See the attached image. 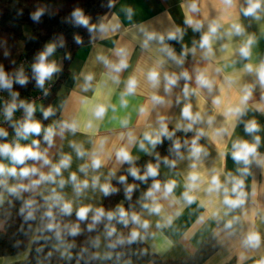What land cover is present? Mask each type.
Returning <instances> with one entry per match:
<instances>
[{"label":"crops","instance_id":"0c3cea01","mask_svg":"<svg viewBox=\"0 0 264 264\" xmlns=\"http://www.w3.org/2000/svg\"><path fill=\"white\" fill-rule=\"evenodd\" d=\"M247 7L248 0L231 4L226 0H115L94 21L91 42L78 50L50 98L49 107L57 114L42 127L45 133L48 128L54 131L51 144L41 151L48 163L33 159L25 168L35 172L0 177V205L17 189L39 195L46 203L58 200L95 213L104 196L101 186L109 185L125 162L117 153L125 149L132 160L150 154L153 145L146 137L154 139L162 124L171 125L188 133L187 145L171 166H161L160 189L144 199L136 214L140 223L131 222L130 229L147 232L144 240L150 252L162 259L189 255L213 235L218 248L202 264H264V82L259 77L264 64V5L255 16L244 14ZM234 24L242 27L241 34H235ZM212 26H217L215 34L210 32ZM205 35L210 36V51L201 47ZM249 39L251 54L245 58L240 48ZM48 60L60 71L61 53L54 51ZM121 61L126 66L120 67ZM59 71L46 82H55ZM153 72L156 81L149 78ZM201 76L210 86L198 82ZM173 78L175 83L170 84ZM130 80L135 81L131 93ZM187 106L194 117L199 116L195 122L184 117ZM33 107L32 119L41 124L44 102ZM100 107L105 111L98 117ZM252 121L258 131L248 133L245 128ZM66 124L75 125V131ZM33 136L22 135L21 141ZM193 140L202 148L199 156L192 155ZM237 142L255 145L247 164L233 159ZM65 157L70 158L68 167L55 173L53 167ZM94 159L101 161L99 168L92 167ZM14 163L10 157L0 158L6 170ZM193 175L195 181L190 179ZM213 176L220 179L219 191H209ZM236 180L243 181L238 190L243 202L232 208L224 199L226 195L237 198L232 192ZM170 182L174 187L166 194ZM155 205L159 212L151 211ZM145 221L147 227L142 226ZM4 225L0 218V229ZM105 231L94 242L99 263L111 256ZM252 233L260 237L257 245L246 242ZM55 247L68 253L62 242ZM28 250L0 256V264L22 260Z\"/></svg>","mask_w":264,"mask_h":264},{"label":"trees","instance_id":"16d2710c","mask_svg":"<svg viewBox=\"0 0 264 264\" xmlns=\"http://www.w3.org/2000/svg\"><path fill=\"white\" fill-rule=\"evenodd\" d=\"M114 1L0 0V67L10 75L22 55L28 59L23 70L27 83L21 86L14 82L11 90L3 89L5 93L12 97L17 94V100H24L39 89L32 66L38 54L47 45L54 44L55 52L63 55L59 76L44 100V108L39 114L41 131L34 134L29 141L20 140L17 145L20 148H31L41 153L48 143L42 127L57 114L49 107L50 98L56 93L58 83L68 74L69 65L78 50L91 42L94 21L102 16ZM76 10L88 20L87 27L76 23L72 15ZM37 12L41 15L38 20H34L32 17ZM48 109H51V114L45 118L44 113ZM165 126L167 134H163L161 129L159 142L153 146L150 154L124 162L112 178L109 185L115 191L107 195L104 193L98 208L103 209L105 213L113 212L115 216L111 221L105 215L99 222H95L93 218L97 211L88 212L86 217L81 219L77 215V209L71 207L70 212H65V203L58 200L46 203L39 195L13 189L0 205V218L5 222L4 229H0V256L16 255L29 248L24 259L8 264H146L149 261L154 264H202L218 248V242L213 235L207 236L193 253L167 259L150 252L144 240L147 232L139 234L135 239L131 238V216L137 214L148 192L154 190L153 185L162 183L161 166H171L187 145V132L171 125ZM2 130L7 135L0 136V143L6 141L12 128L8 126ZM177 143L180 145L178 149L175 147ZM32 160L27 158L22 164L14 163L9 169L15 168L16 175H19L21 169ZM149 165L157 168L156 176L140 179L130 172V169L135 168L138 176L144 177ZM16 175H10L7 170L0 173V177ZM121 177L126 179L121 181ZM129 186L130 192L127 191ZM121 208L128 214L127 225L120 219ZM73 228L76 229L75 235L71 234ZM104 228V239L111 256L99 263L94 242ZM57 242H62L68 247L66 255L55 247Z\"/></svg>","mask_w":264,"mask_h":264},{"label":"clouds","instance_id":"9594fccd","mask_svg":"<svg viewBox=\"0 0 264 264\" xmlns=\"http://www.w3.org/2000/svg\"><path fill=\"white\" fill-rule=\"evenodd\" d=\"M227 3L231 4L232 0H226ZM262 5H264V0H248V7L246 9H244V14L245 15H250V16H255L257 14V12L259 10H261ZM41 14L39 12H37L32 18L34 20H38L39 16ZM73 17L75 18V21L77 24L82 25L87 27L88 25V20L86 18H84L83 14L79 11L76 10L75 12H73ZM189 23H191V21H189ZM234 32L235 34L239 35L243 32L242 27L239 24H234L233 26ZM217 31V26H212L210 28V32L212 34H215ZM253 43V41L251 39H249L241 48H240V54L242 57H249L251 54V44ZM201 47H208L209 51H210V36L209 35H205L202 37V42H201ZM55 51V45L54 44H49L45 47V49L40 52L36 58V62L33 64L32 66V71L36 80V85L39 88H43L45 81L50 79L52 77V75L54 73H56L57 71H59L57 65L55 64V62H49L48 57L51 56ZM126 66L124 64L123 61H121L120 67H124ZM248 70L251 71V66L248 65ZM117 70H119V68H117ZM259 77L260 80L262 82H264V64H262L259 68ZM151 80L156 81L157 79V74L155 72L150 73V77ZM88 79H91V77L89 76ZM17 83L20 84L21 86L25 85L27 83V78L23 75V72H19L16 74L15 76V80H13L12 77L9 76L8 73L5 72V70L0 67V89H8L11 90L13 87V83ZM198 82L204 85H209L210 86V82L205 79L203 76L198 78ZM169 83L170 84H174L175 83V79H169ZM135 87V81L134 80H130L129 81V85H128V92L131 93L134 90ZM15 95L14 94V99H15ZM247 97H245L246 99ZM20 106L23 107L25 109V112L27 114L25 121L19 126V128L17 129V135H23L25 138L29 135V134H39L41 131V124L38 121H35L32 119V115L35 111L34 107L31 104H27L25 105V103L23 101H21ZM17 105L15 103H12L11 105L8 106V108L6 109V116L10 119L12 116V113L15 111ZM105 109L103 107H100L97 109L96 111V115L98 117L102 116L104 113ZM240 109L237 108L235 109V112L237 114L240 113ZM51 114V109H48L45 113L44 116L45 118ZM183 115L185 118H188L190 120H192L193 122H195L197 119H199V116H193L191 111H190V106H187L184 108L183 110ZM66 128H70L71 130L75 131V125H65ZM192 127L191 124L188 125V129L190 130ZM161 129H162V133L163 134H167V128L165 125H161ZM245 131L248 133H254L256 131H258V125L256 124L255 121L250 122L248 125H246ZM7 133H5L3 130H0V136H6ZM54 135V131L52 128H48L46 131V135H45V140L49 142V144H51L52 142V136ZM146 139H149L150 143L155 146L158 142H159V136H157L156 138H152V137H146ZM256 142H259V137H256ZM175 147L178 149L180 147L179 143H177L175 145ZM235 151L233 152V159L236 162H244L245 164L248 163L249 160V156L255 153V145H249L247 142H237L233 145ZM141 148H144V145L141 144ZM192 155L194 156H199V154L202 152V148L199 147L196 143L195 140H193L192 143ZM83 152H78V155H83ZM0 155L6 156V157H10L11 160L15 163H24L25 159L27 158H31V159H44L45 163H48L47 159L43 157V154L38 152V151H33L31 148H20L19 146H17L15 149H13L10 145L8 144H3L0 145ZM117 158L121 161H125V162H131L132 161V157L130 155V153L125 150V149H121L118 153H117ZM69 161L70 158L65 157L64 159H62L60 161V164L58 166H54L53 167V171L57 174L60 173L61 168H66L69 165ZM101 165V161L99 159H94L92 161V167L93 168H99ZM6 169L5 167L0 164V173L5 172ZM7 171L9 172L10 175H16V169L15 168H11V169H7ZM35 172L36 169H29V168H23L20 171V175L22 176H27L29 175V172ZM131 174L134 177H138L140 179H146L147 176H156L157 173V168L149 165L147 168V173L144 177H139L138 176V172L135 168L130 169ZM51 179L52 177H42V179ZM71 179L73 181L76 180V176L75 174L72 175ZM126 178L125 177H121V181H124ZM191 180L195 181L197 179V177L195 175L190 177ZM96 183V178H94L93 184L95 186ZM88 186V182L84 181L83 182V187H87ZM243 186V181L242 180H236L233 184L232 187V192L237 194V198L236 199H231L228 198V196H225L224 199V203L226 205H228L229 207L235 208L237 206H239L243 201L239 198L240 196H242V193L239 192L238 190L241 189ZM174 187V182H170L169 184L165 185V193H171L172 189ZM222 187V184L220 182L219 177L217 176H213L212 180H211V187L209 188V191H219ZM153 188L155 190H159L160 189V184L156 183L153 185ZM101 190L105 193V195L109 194L112 191H115V189L111 188L110 185L108 184H104L101 186ZM127 191H131V186H129ZM225 193H227V189H224ZM149 197L153 196V192L149 191L147 194ZM189 200H191V197H188ZM144 207H149L147 204L144 205ZM160 208L159 205H155L154 207L151 208V211L153 212H159ZM64 211L65 212H70L71 211V207L69 204H65L64 205ZM89 209L88 208H81L79 210V212L77 213L78 217L83 219L86 217L87 213H88ZM105 215L107 216V219L109 221H111L115 214L113 212H108L105 213L103 209H99L97 210L96 215L94 216V221L95 222H99L101 220L102 217H105ZM127 213L121 208L119 209V216L120 219L122 220V222L127 225L128 224V219H127ZM29 216H31V213H29ZM131 221L133 223H140V217L137 216L136 214H133L131 216ZM143 227H147V222L145 221L142 225ZM230 226V224H229ZM73 235L76 234V229L73 228L72 229V233ZM111 234V233H110ZM139 235L138 232L133 231L131 233V238L135 239L137 236ZM260 237L258 234L256 233H252L248 236L247 238V243L252 244V245H257L259 243ZM119 242H123V241H119Z\"/></svg>","mask_w":264,"mask_h":264},{"label":"built area","instance_id":"2783aa9c","mask_svg":"<svg viewBox=\"0 0 264 264\" xmlns=\"http://www.w3.org/2000/svg\"><path fill=\"white\" fill-rule=\"evenodd\" d=\"M28 63V59L25 55H22L16 62V64L13 67V70L10 77L15 80V76L19 72H23L24 68L26 67ZM54 82H46L43 86V88H39L35 92L29 94L24 100H17L16 98L8 95L3 91V89H0V130L4 129L5 127L11 126L12 131L6 138V144L10 145L12 148H15L21 140L22 135H17V129L19 126L25 121L26 119V112L23 107L20 106L21 101L27 104H31L32 106L36 102H43L49 95L50 90L53 87ZM12 103H15L17 105L15 111L12 113L11 118L9 119L6 116V109L9 105Z\"/></svg>","mask_w":264,"mask_h":264},{"label":"rangeland","instance_id":"374dc122","mask_svg":"<svg viewBox=\"0 0 264 264\" xmlns=\"http://www.w3.org/2000/svg\"><path fill=\"white\" fill-rule=\"evenodd\" d=\"M24 31L26 32V30H24ZM43 102H44V101H43ZM3 144H6V141H5V142L3 141V142L0 143V145H3ZM13 149H14V148H13ZM0 158H1L2 161H5L8 157L3 156V155H0Z\"/></svg>","mask_w":264,"mask_h":264}]
</instances>
